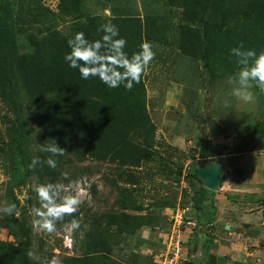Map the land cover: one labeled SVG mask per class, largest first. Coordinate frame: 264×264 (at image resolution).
I'll use <instances>...</instances> for the list:
<instances>
[{"label": "trees", "instance_id": "1", "mask_svg": "<svg viewBox=\"0 0 264 264\" xmlns=\"http://www.w3.org/2000/svg\"><path fill=\"white\" fill-rule=\"evenodd\" d=\"M94 1L101 9L91 10L85 0H58L53 11L43 0H0V101L10 113V116H5L8 141H1L0 154L10 168L6 196L16 205L18 213L20 203L15 191L26 185L30 177L34 178L36 185L67 181L70 176L63 180H59V177L62 172L68 171L63 165L69 164V157L85 158L89 155L106 159L113 149L115 152L122 148V151L125 150L127 143L123 129L143 131L144 147H151L153 141L151 125L143 120L137 125L138 122L134 120L136 109L140 107L136 95L142 90L141 80L129 91L123 85L109 88L96 77L82 79L78 69L69 67L64 59L70 51L67 41L73 37L72 34L82 32L87 40L94 41L102 36L97 29L102 24L112 23L118 28V38L126 40L124 50L129 56L139 51L144 40L173 38L174 33L184 34L181 45L183 54L191 59L204 60L212 76L219 78L225 75L231 77L239 70L236 57L231 55L232 48L242 43L245 49L264 52V0H226L220 5H217V0H163L164 4H179L189 15H200L199 24L192 26L186 23L183 28L172 17H167L166 11L161 15L143 9L139 14L135 0ZM103 10H108V16L102 15ZM65 17L73 20L68 35L57 32V27L65 24ZM167 19H173V22L169 21L171 26L167 24ZM44 20L49 25L56 21L55 30H48L41 38L33 37L29 28L20 25V22L43 25ZM15 26L17 28H13ZM14 29L25 33V44L13 39ZM253 91L259 111L263 114L264 93L256 87H253ZM25 112H30L33 118L30 132ZM51 140L67 151L64 156L55 157L58 161L56 169L43 163L48 154L38 150L40 144L51 143ZM256 147L264 149V136L259 133L252 134L239 150L252 152ZM224 149L204 141L198 151L199 159L189 163L185 169L182 181L186 182V187L180 194V200H176V204H158L157 207L161 209L158 214L155 212V216L135 217L126 212L128 208H125L123 201L122 215L112 213L104 216L108 229L100 235L97 248L106 250L109 243L116 240L126 242L130 238L133 240L131 247L137 250L141 244L148 243L137 237V232L144 226L160 224L163 217L156 215H160L162 209L174 210L177 207L185 210L184 218L194 221L193 235L201 234L206 245L211 243L215 234L213 221L217 218L218 210L216 192L202 186L196 171L203 162L218 160L223 163L221 156ZM235 152L238 153L237 150ZM137 154L134 151L133 155ZM36 157L42 162L30 167ZM233 171L241 174L238 168ZM176 181L179 183L178 179ZM260 206L264 208V196L260 199ZM190 212H194L196 219L187 217ZM14 217L0 222V227L7 229L13 238L0 240V264H36L27 255L32 251V237L26 219L21 217L17 220ZM259 232V228L252 231L253 234ZM90 244L84 237L81 243L83 255L66 257L62 264H99V258L90 254L94 252L88 251ZM187 257L188 260L182 264L195 262L190 260L188 251ZM133 258L135 264H156L138 253ZM209 258L211 264H217L216 257Z\"/></svg>", "mask_w": 264, "mask_h": 264}, {"label": "rangeland", "instance_id": "2", "mask_svg": "<svg viewBox=\"0 0 264 264\" xmlns=\"http://www.w3.org/2000/svg\"><path fill=\"white\" fill-rule=\"evenodd\" d=\"M57 1L43 0L52 11ZM85 1L91 10L101 9L96 1ZM224 1L226 0H217V5ZM135 4L139 14L143 9L161 15H164L166 11V16L172 17L181 28L186 23L192 26L200 23L198 13L189 15L179 4L171 2L164 4L163 0H135ZM108 14V10L102 11V15L108 16ZM173 19L172 21L167 19L169 26ZM63 21L65 24H60L57 32L68 35L73 20L71 17H65ZM55 22L52 21L51 25L47 20L43 21V25H28L20 22V25L23 28H29L33 37L41 38L48 30H55ZM12 32L15 41L22 45L25 44L24 32L21 33L22 31L17 29ZM183 35L174 33L173 38L144 40L151 44L155 58L141 77L142 90L136 95V98L140 100V107L136 109L134 120L138 122L137 125H140V120L151 125L154 132L151 147H144L143 131L123 129L127 143L125 150L122 151V148L115 152L113 149L106 159L89 155L85 158L69 157V164L64 163L63 167L68 169L66 172L69 173L70 178L61 183L68 186L73 193L83 188L86 195L83 197L84 202L78 212L72 216H65L63 221L58 222L57 231L53 234L39 232L32 226L31 210L39 207L36 194L32 190L36 185L34 178L30 177L26 185L15 191V196L20 203V215H15L14 218L20 220L24 217L26 219L32 237L31 249L37 256L51 258L58 255L61 262L66 257L82 256L84 251L81 243L85 237V240L91 243L88 251L95 253L90 254L99 258V264H135L133 255L139 252L131 247L133 240L130 238L131 242L127 239L126 242L116 240L114 243H109L106 250L103 247L97 248L100 235L108 229L104 216L112 213L120 214L123 211L121 207L123 201L125 208H128L126 212L134 214L135 217L144 218L149 214L152 216L158 214L161 209L157 207L158 204H176V200H180V194L186 187V182L182 181L185 169L189 163L199 159L198 151L204 141L225 147L221 158L228 170L223 193L229 190V186L234 182L233 175H238L232 169L235 166L238 167V164H235L238 157L234 154L248 151L244 149L240 151L239 147L243 148L252 134L259 133L264 136V113L259 111L253 88L251 91L255 99L250 103H245L230 95L233 85L229 82V76L224 73L225 76L220 78L219 76L213 77L212 71L205 65L204 60L191 59L183 54L181 49ZM223 40L227 41V38ZM19 48L22 49V47ZM7 110L8 107L0 101V146H2V140L8 141V123L5 116H10V113ZM26 121L30 125V132L33 129V118L30 112L26 113ZM236 150L238 153L235 152ZM254 150L264 151L259 147ZM134 151L138 152L137 156L133 155ZM228 154H230L229 157L226 156ZM2 159L3 155L0 154V206L5 202L12 204L6 196L7 184L10 181V168ZM241 176L242 172L239 178ZM59 180H63L61 176ZM82 180L85 182L78 183ZM238 181L235 182L236 187H238ZM237 203H232L233 207H236ZM250 205L251 203H247L244 214L242 212L240 215H243L240 217L241 221L233 225L235 232L239 231L241 234L238 236L235 234L236 242L233 234L229 239V245L236 243L232 250L241 252L239 247L241 242L245 257L257 258L260 255L255 250L250 251V247L255 246L264 252V208L259 204L258 209L254 210L253 207L256 205H252L253 207ZM256 211L258 212L255 213ZM169 214L172 213L169 212ZM169 214H167L168 219L166 215H164L165 219L161 218L164 226H167L168 220L172 221L171 218L174 220V217ZM156 216L161 217V215ZM7 217L10 218V216L0 214V222ZM72 219L80 221V228L69 236L65 226ZM255 221L256 225L260 224L258 234L252 233L254 230L251 229L252 226L248 228V232V229H243L244 223ZM242 230L245 233H242ZM160 232L158 230V233ZM154 236H157L156 233ZM12 239L8 230L0 227V240ZM70 240L71 247L65 246L64 242L69 244ZM252 240L254 241L251 242Z\"/></svg>", "mask_w": 264, "mask_h": 264}, {"label": "clouds", "instance_id": "3", "mask_svg": "<svg viewBox=\"0 0 264 264\" xmlns=\"http://www.w3.org/2000/svg\"><path fill=\"white\" fill-rule=\"evenodd\" d=\"M97 31L102 33V36L94 41L87 40L82 32H77L69 39L67 43L70 51L65 54V61L68 62L69 67L78 69L82 79L87 80L96 77L109 88H118L123 85L126 90L130 91L135 84L140 83L142 75L155 58L151 44L142 42L139 51L129 56L124 50L126 40L118 38L119 31L115 25L112 23L102 24ZM231 55L236 57L239 70L229 78V82L233 85L230 95L245 103H250L255 99L251 91L253 87L264 93V52L257 53L254 50L245 49L241 43L231 49ZM51 141L48 144H40L38 150L48 154L43 163L51 169H56L58 161L55 157L64 156L67 151L65 148L60 147L55 140ZM246 153L249 152L234 155L239 157ZM227 156L229 157L230 155ZM41 162L40 158L36 157L30 167H35ZM224 165L223 180L216 191H224L223 183L226 180V171L228 170L227 166ZM235 168L238 167L235 166ZM68 176L69 173L66 171L61 173L62 179H68ZM61 182L37 184L32 188L36 194L39 207H34L31 210L33 217L31 223L33 228L39 232L45 234L55 233L57 231V223L63 221L65 216H72L77 213L84 202L83 197L86 193L83 188L73 193L68 186ZM84 182L82 180L78 183L82 184ZM176 209L179 208L177 207ZM168 210L171 213L173 209L169 208ZM0 214L5 216L19 215L16 211V205L6 202L0 206ZM185 221L194 223V221H188L187 218H185ZM65 227L69 236H71L73 232L79 230L80 221L72 219ZM190 227L192 226L187 228L184 238L186 242ZM64 245L71 247V240L69 244L64 242ZM27 255L36 264H62L58 255H54L51 258H41L32 251H29Z\"/></svg>", "mask_w": 264, "mask_h": 264}, {"label": "crops", "instance_id": "4", "mask_svg": "<svg viewBox=\"0 0 264 264\" xmlns=\"http://www.w3.org/2000/svg\"><path fill=\"white\" fill-rule=\"evenodd\" d=\"M236 164H238V169L240 172H242V176L239 178V175H233L232 179L234 182L229 186V190H227L226 193L215 191L216 205L218 210L216 211L217 218L213 221L215 226V234L212 238V242L206 245V242L204 241L201 234L193 235L192 227H190L188 230V239L185 246L191 256V258L189 257L190 260H195L193 264H198L197 262H199V264H211L212 260H210L209 256L216 257L215 263L217 264H264V252H262V250L259 248L255 246L253 248L250 247V251L255 250L260 255L259 257L257 256V258H252L251 256L245 257L246 255L242 252L243 249L241 248L243 243H241L239 240L238 242H240L239 247L241 252H239V250L238 252L232 250V247L236 243L233 242L231 245H229V239H231L233 234V239H235V242V234H237V236L241 234L239 231L235 232L233 225L238 224L241 221L240 217H243V215H240L242 212V214H244V211L247 208V203H251L250 207L256 205L253 207V209L257 210L260 204V199L262 196H264V153L259 151L246 153L237 158ZM226 180L223 183L224 188ZM236 181H238V187L235 185ZM234 202H238L236 207H233L232 205ZM261 211H263V209H261ZM169 212L170 211L168 209L165 211L162 209L160 211V215L163 217V219H165L164 215H166L168 219L167 214ZM257 212L258 211L255 213ZM187 217L196 219L194 212H190V215ZM244 225L245 226L243 229L247 230L251 226V229H256L260 224L256 225L255 221L254 223H244ZM170 228H172V224L169 220L167 222V226H164L163 223H160L153 227H142L137 232V237L146 240L148 243H143L139 246L137 249L139 252L138 254L148 260L150 259L151 261H154L156 258L154 257L156 252L158 250H163L162 248L166 246V240L171 231ZM158 230L161 232L158 233ZM248 231L249 229L247 232ZM155 233L157 236H154ZM242 233L245 232L242 230ZM253 241L254 240L251 242ZM235 254L238 255L235 256Z\"/></svg>", "mask_w": 264, "mask_h": 264}, {"label": "built area", "instance_id": "5", "mask_svg": "<svg viewBox=\"0 0 264 264\" xmlns=\"http://www.w3.org/2000/svg\"><path fill=\"white\" fill-rule=\"evenodd\" d=\"M172 228L167 237L165 249L160 251L155 258L156 264H182L188 260L187 248L184 239L189 226H194L193 222H186L184 218L185 210H171ZM185 249V250H184Z\"/></svg>", "mask_w": 264, "mask_h": 264}, {"label": "water", "instance_id": "6", "mask_svg": "<svg viewBox=\"0 0 264 264\" xmlns=\"http://www.w3.org/2000/svg\"><path fill=\"white\" fill-rule=\"evenodd\" d=\"M224 168L221 162L210 160L203 162L196 171L202 186L210 191H216L223 180Z\"/></svg>", "mask_w": 264, "mask_h": 264}]
</instances>
